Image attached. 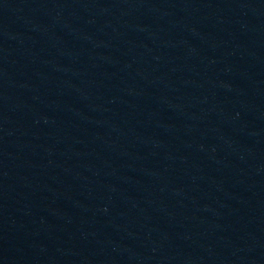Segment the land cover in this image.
<instances>
[{"label": "water", "instance_id": "water-1", "mask_svg": "<svg viewBox=\"0 0 264 264\" xmlns=\"http://www.w3.org/2000/svg\"><path fill=\"white\" fill-rule=\"evenodd\" d=\"M150 264H264V0H66Z\"/></svg>", "mask_w": 264, "mask_h": 264}]
</instances>
